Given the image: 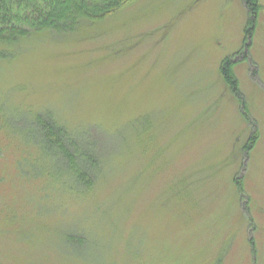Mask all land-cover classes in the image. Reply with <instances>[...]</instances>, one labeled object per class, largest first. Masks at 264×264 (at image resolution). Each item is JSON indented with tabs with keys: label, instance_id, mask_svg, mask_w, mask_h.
<instances>
[{
	"label": "rangeland",
	"instance_id": "1",
	"mask_svg": "<svg viewBox=\"0 0 264 264\" xmlns=\"http://www.w3.org/2000/svg\"><path fill=\"white\" fill-rule=\"evenodd\" d=\"M256 3L130 0L0 42V264H264ZM55 123L99 158L87 188L43 151Z\"/></svg>",
	"mask_w": 264,
	"mask_h": 264
},
{
	"label": "trees",
	"instance_id": "2",
	"mask_svg": "<svg viewBox=\"0 0 264 264\" xmlns=\"http://www.w3.org/2000/svg\"><path fill=\"white\" fill-rule=\"evenodd\" d=\"M129 1L0 0V42L13 46L17 45L21 39L37 32H72L76 28H81L86 22L93 23L103 20ZM243 1L252 14L260 6L256 0ZM229 65L228 59L222 62V75L236 90V83L233 75L229 72ZM49 124L53 125L52 122ZM56 125L58 126L56 133L45 130L41 143L43 151L48 156L54 158L56 156L57 163L59 161L69 171L68 174L73 179L74 185L87 188L96 173H87L86 171L97 168L100 163L99 158L95 156L94 152L84 149L80 143L84 141L83 137H77L73 131L59 123ZM45 128L48 126L44 125ZM251 142L249 140L248 145ZM70 189L73 191L72 186Z\"/></svg>",
	"mask_w": 264,
	"mask_h": 264
}]
</instances>
